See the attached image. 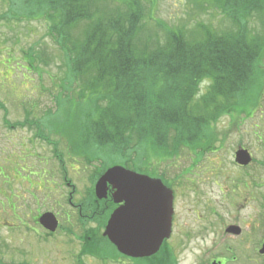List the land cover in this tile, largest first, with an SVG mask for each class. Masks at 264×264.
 Instances as JSON below:
<instances>
[{
  "label": "trees",
  "instance_id": "trees-1",
  "mask_svg": "<svg viewBox=\"0 0 264 264\" xmlns=\"http://www.w3.org/2000/svg\"><path fill=\"white\" fill-rule=\"evenodd\" d=\"M155 1L120 0L119 6L117 0H8V17L45 19L48 35L66 56L79 88L76 98L90 103L72 153L87 163L102 161L98 174L109 166L107 156L128 158L132 146L148 152L136 158L139 169L150 156L159 163L185 150L202 154L217 141L216 133L211 138L215 121L258 105L264 0H192L218 8L231 26L217 31L199 24L184 32L158 24L162 36L146 31L145 9ZM252 18L259 27L251 26ZM26 55L31 67L38 56ZM4 122L10 128L25 124ZM92 254L99 257L98 249Z\"/></svg>",
  "mask_w": 264,
  "mask_h": 264
},
{
  "label": "rangeland",
  "instance_id": "rangeland-1",
  "mask_svg": "<svg viewBox=\"0 0 264 264\" xmlns=\"http://www.w3.org/2000/svg\"><path fill=\"white\" fill-rule=\"evenodd\" d=\"M119 2L117 0L114 5L120 6ZM145 10L146 17H150L145 22L146 31L158 30L159 36L163 35V27H157L158 24L184 32L193 30L199 24L217 31L231 26L218 8L193 3L192 0H157ZM7 15H10L8 0H0V261L6 264H194L192 254L187 251L191 245L183 242L177 233L173 248L169 249L170 245L166 244L161 249L167 255L158 253L148 261L120 258L104 241L94 245L98 234L92 233L91 239H84L82 245L78 236L85 233V227L78 219L84 216L78 214L76 219L71 213L70 219L65 218L62 213L63 209L68 211V206L63 202V189L56 193L61 205L51 207V200L44 197L50 193V186L39 190L43 194L38 193V200H34L30 195L32 189L28 191L25 186H20L18 180L11 181L9 185L12 170L14 176L21 174L25 177L29 175V170L39 171L42 166L47 170L53 169L52 150L56 149L65 160L64 166H68L69 176L78 192L76 199L80 201L86 196L85 189L90 186L87 174H97L104 163L93 160L86 164L80 155H77L75 163L71 162L68 146L79 141V122L86 119L90 103L86 100L79 102L76 98L79 88L73 81L62 49L48 35L47 21L43 18L16 21ZM256 21L252 18L251 26L259 27ZM29 51L38 56L31 67H28L30 58L26 55ZM207 84V80L202 82L199 94L205 91ZM256 84H259L260 94L257 108L247 104L245 111L248 114H226L215 121L211 138L215 139L216 133L217 141L212 140L209 144L212 147L204 153L195 154L185 150L159 163L150 156L142 162L144 167L139 169L136 168V158L144 159L148 152L132 146L129 148L130 157L123 159L114 152L107 156L105 163L120 164L143 174L146 171L150 176L154 173L156 176L163 175L179 189L185 188L183 181L186 178H195L198 181L196 186L206 193L204 197L216 200L218 196H223L221 189L234 186L235 178L248 182L242 174L244 170L233 164L234 151L242 146L254 159L252 165L245 169L251 172L249 180L264 184V76ZM4 119L10 123L21 121L25 124L10 128ZM18 165L28 167V170L24 172ZM188 171L191 173H186ZM49 177L55 184L61 185L58 177ZM35 178L33 180L36 181ZM249 186L253 187L256 195L262 192L259 185L252 183ZM224 189V194L231 193ZM254 202L255 199L250 203ZM37 208L43 213L54 214L56 210L59 216L61 214L60 227L52 236H46V230L35 224L33 216ZM225 208L228 206L222 201L221 209ZM180 209L184 208L181 206ZM181 213L185 214L183 210ZM182 221L180 218L179 223ZM186 222L189 223L188 219ZM97 249L99 257L92 254ZM87 250L92 252L88 253Z\"/></svg>",
  "mask_w": 264,
  "mask_h": 264
},
{
  "label": "flooded vegetation",
  "instance_id": "flooded-vegetation-1",
  "mask_svg": "<svg viewBox=\"0 0 264 264\" xmlns=\"http://www.w3.org/2000/svg\"><path fill=\"white\" fill-rule=\"evenodd\" d=\"M71 146L73 147V145ZM72 150L69 147L68 154L71 162L75 163L77 156L75 153H72ZM52 154L54 157L53 169L47 170L45 166H42L39 171L29 170V175L25 177H22L21 174L14 176L12 170L9 176V185L11 181L18 180L20 186H25L28 191L32 189L30 195L34 200H38L36 195L40 193L39 190L50 186L48 189H50L49 192L51 194H46L44 197L51 200V207H59L61 205L59 195L56 196V193L59 194L60 189H63V202L68 206V211L63 209L62 214L65 218L67 220L70 219L72 216L71 213L75 217L78 214L79 216H84L83 219H78L85 227V233L78 236L83 245L82 242L84 239L85 241H89L92 233L93 235L96 234V229L100 224L104 223L105 226L109 215L120 204L114 202V189L111 185H107L106 196L104 198H96L94 184L101 174L96 176L93 184L92 180L95 177L93 172L87 174L90 186L85 189L84 194L86 196L82 200L77 201L76 195L78 192L69 176L70 171L68 166L67 168L64 166L65 160L63 156L61 157L56 149L52 150ZM253 162L254 159L252 157L251 162L247 166H240L235 162L233 163L236 167L244 169L242 174L248 182L246 180L241 181L240 178H235L233 187H228V189L223 188L226 192L231 191L230 194H224L223 189H221L223 196L216 198L220 204H217L216 200H212L213 198L204 197L206 193L201 192V189L196 186L198 181L195 178H186L183 181L185 188L181 189L174 185L172 180L168 179L167 182L164 181V184L172 190L173 213L170 236L164 240L163 244H169V249L173 248L172 246L177 239L174 235L177 233L179 238L183 239V242L191 245L187 251L192 254L194 264H264V251L262 250L264 245V184L250 181L249 175H251V172L245 171ZM55 164L56 166L54 167ZM18 166L22 167L20 165ZM26 168L22 167V171H27L28 169ZM46 173L47 180L45 179ZM186 173L190 174L191 172L188 171ZM49 176L58 177L61 185L55 184L54 180ZM151 176L157 177L154 175ZM33 177H36L37 180H33ZM252 183L255 186L259 185L258 188H261L262 192L257 195L254 194L253 187L249 186ZM253 199L256 202L251 204L250 202ZM222 201H225L228 208L221 209ZM241 202L243 203L240 204ZM181 206L184 208L182 210L185 214L181 213ZM236 206L240 208L235 210L231 209ZM35 211L36 214L33 216V220L35 224L39 225L37 218L43 212H40L38 208ZM54 214L58 219L60 227L61 214L59 216L56 210H54ZM180 218L184 220L181 224L179 223ZM186 219H188V224ZM66 230L68 231L69 229ZM45 234H47L46 236L53 235V233L49 232ZM85 235H87V238H85ZM170 252L172 253V251ZM158 253L167 255V252H161L160 250ZM125 259L131 260L127 257ZM176 264H179V262Z\"/></svg>",
  "mask_w": 264,
  "mask_h": 264
},
{
  "label": "water",
  "instance_id": "water-1",
  "mask_svg": "<svg viewBox=\"0 0 264 264\" xmlns=\"http://www.w3.org/2000/svg\"><path fill=\"white\" fill-rule=\"evenodd\" d=\"M235 161L247 165L251 161L248 150L239 148ZM107 185L115 190L114 202L120 205L109 216L102 235L129 257L143 258L157 253L170 235L172 191L159 178L121 165L108 167L97 179L94 186L97 199L106 196ZM38 222L50 232L58 226L57 218L49 212L42 213Z\"/></svg>",
  "mask_w": 264,
  "mask_h": 264
}]
</instances>
